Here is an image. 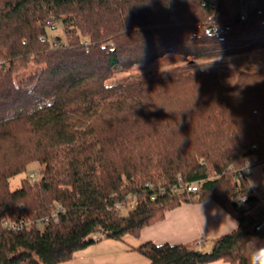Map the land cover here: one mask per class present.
<instances>
[{
	"label": "trees",
	"instance_id": "16d2710c",
	"mask_svg": "<svg viewBox=\"0 0 264 264\" xmlns=\"http://www.w3.org/2000/svg\"><path fill=\"white\" fill-rule=\"evenodd\" d=\"M260 51L264 0H0V264H62L210 199L238 221L210 251L135 250L149 264H249L264 245L243 175L264 164V69L218 65ZM161 60V74L115 82ZM33 163L40 179L12 189ZM184 183L199 188L174 190Z\"/></svg>",
	"mask_w": 264,
	"mask_h": 264
},
{
	"label": "crops",
	"instance_id": "0c3cea01",
	"mask_svg": "<svg viewBox=\"0 0 264 264\" xmlns=\"http://www.w3.org/2000/svg\"><path fill=\"white\" fill-rule=\"evenodd\" d=\"M252 170L249 184L263 176L262 166H255ZM236 225L237 219L212 199L187 203L167 212L163 220L143 228L138 237L132 236L131 247L135 250L140 244L151 241L156 244L198 242L203 247L212 248L215 239L231 232ZM94 252L86 251L89 262L96 258ZM143 263L147 264V261ZM209 264L230 263L219 260Z\"/></svg>",
	"mask_w": 264,
	"mask_h": 264
},
{
	"label": "rangeland",
	"instance_id": "374dc122",
	"mask_svg": "<svg viewBox=\"0 0 264 264\" xmlns=\"http://www.w3.org/2000/svg\"><path fill=\"white\" fill-rule=\"evenodd\" d=\"M53 35H62V27L58 26L57 29L51 31ZM65 39V38H64ZM171 60H161L158 63L145 67V68H136L130 72H119L116 74L115 82H120L122 80H136L140 78H145L148 76H152L155 74H161L162 72L168 69ZM240 62V63H239ZM245 62H250V67L252 68H262L264 69V51L256 52L249 55L247 58H243L241 61H233V60H222L218 67L220 70L232 71L238 70L237 64H244ZM229 64V65H227ZM236 64V65H235ZM207 66L208 63H198V66ZM253 164H250V171L247 174V180L251 181V172L253 171ZM262 166V175L261 178L254 180L250 185L251 187L260 194L262 199V204H264V164ZM255 167V166H254ZM41 166L38 163H33L29 166L26 173L19 174L12 178L11 180V188L16 189L21 186V181L28 176H32L34 173L36 174L37 180L40 179L41 174ZM130 205L122 209L123 214H127L130 210ZM132 236H128L125 240H115L102 237L100 240L94 245L89 246L75 254V256L67 262L62 264H144V261L149 263V260L140 254L138 251L132 249ZM201 249L204 251H210L211 248L201 246ZM94 250V256L96 258L89 262V257L86 254V251ZM83 256V258H81ZM91 258V257H90Z\"/></svg>",
	"mask_w": 264,
	"mask_h": 264
},
{
	"label": "built area",
	"instance_id": "2783aa9c",
	"mask_svg": "<svg viewBox=\"0 0 264 264\" xmlns=\"http://www.w3.org/2000/svg\"><path fill=\"white\" fill-rule=\"evenodd\" d=\"M249 171H250V167H247V168L243 169L244 177H245V175H247L249 173ZM35 175L36 174L34 173L32 175V177H35ZM180 180H181V178H180ZM198 188H199V184L198 183H184V184H182L180 186V188H175L174 190L177 191L178 189H181V190L188 191V192H196L198 190ZM163 191L164 190H161V192H163ZM154 198H155V196H152V199H154ZM240 201L243 202L244 199L241 198ZM128 204L132 208V207H134L136 205V202L134 200L128 201V202L124 201V202H121V203L117 204L116 207H117V209H119V211L122 212V209L127 207ZM55 218H56V216H55ZM3 224L5 226H7L9 229L13 230V231L20 230V229H22L24 227V223H18L17 224V223H14V222H12L10 220H6V219L3 221Z\"/></svg>",
	"mask_w": 264,
	"mask_h": 264
},
{
	"label": "clouds",
	"instance_id": "9594fccd",
	"mask_svg": "<svg viewBox=\"0 0 264 264\" xmlns=\"http://www.w3.org/2000/svg\"><path fill=\"white\" fill-rule=\"evenodd\" d=\"M238 229V225H236ZM249 264H264V245H260L251 250Z\"/></svg>",
	"mask_w": 264,
	"mask_h": 264
}]
</instances>
